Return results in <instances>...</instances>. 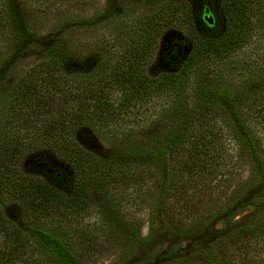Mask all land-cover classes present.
<instances>
[{"label":"trees","instance_id":"trees-1","mask_svg":"<svg viewBox=\"0 0 264 264\" xmlns=\"http://www.w3.org/2000/svg\"><path fill=\"white\" fill-rule=\"evenodd\" d=\"M175 2L182 5L183 0ZM198 3L196 15L202 32L189 14L185 15L192 41L190 53L174 71L151 76L146 66L154 58L156 39L176 21L172 16L175 3L147 20L135 42H125L123 35L118 43L115 33H109L63 45L52 37L38 35L15 3L0 0V41L7 36L14 40V48L0 66V105L6 107L0 123V194L6 189L19 199L23 211L20 224L0 211V233L4 237L0 264H48L40 251L34 253V241L50 254L49 264H86V255L97 252L101 244L93 247L72 235L73 230L64 231L63 238L30 224L34 222L31 216L61 213L62 208L66 216L97 206L126 246L141 247L149 238L143 237L135 219L119 214L112 189L124 185L140 194L146 174L152 170L158 180L157 205L164 190H173L182 198L192 183L202 178L209 158L223 153L226 139L238 145L239 156L250 165L246 182L264 178V147L253 119H264V108L254 106L253 98L250 105L243 106L248 94L220 74L224 63L234 62V57L245 53L259 30V21L264 27V0H222L219 6L216 0ZM120 9L109 1L91 17L68 14L65 23L69 29L91 30L104 20L121 17ZM182 43L173 42L167 56L170 63H177ZM257 49L248 53L250 62L262 55ZM30 56L36 57V62L17 75L6 101V80ZM208 71L213 73L210 77L205 76ZM152 109L157 111L158 121L168 118L166 131L143 134L126 128L128 119L140 118ZM24 128L31 129L30 133ZM82 129L117 138V145L99 156L79 142ZM39 148L51 150L68 164L71 176L64 173V188L56 180L62 181L61 173L49 181L20 168L23 156ZM175 155L181 163L178 184L172 178L171 160ZM90 186L99 193L97 198H93L95 192L89 190ZM242 186L239 184L230 196L222 214L212 206L207 208L201 199L190 206L196 213L192 218H171L164 211L162 219L175 228L177 237L192 236L198 227L203 229L219 216L224 219V227L188 246L177 245L158 260L139 264H264V205L240 220L233 218ZM197 193L201 196L202 189ZM205 208L206 215L200 213Z\"/></svg>","mask_w":264,"mask_h":264},{"label":"rangeland","instance_id":"rangeland-1","mask_svg":"<svg viewBox=\"0 0 264 264\" xmlns=\"http://www.w3.org/2000/svg\"><path fill=\"white\" fill-rule=\"evenodd\" d=\"M4 3H15L17 7L24 12L31 27L35 29L40 36H49L57 44L72 45L75 42L94 39L102 34L115 33L118 37L116 42L121 41L123 35L127 39L125 42H135L140 39L142 27L148 24L147 20L156 18V16L166 9L169 5L176 6V11L172 16L176 18L173 25L168 27L156 39L157 47L154 58L146 66L147 72L151 76H157L165 72L174 71L181 61L187 57L192 48V41L188 36L189 27L185 23L188 18H192L193 25L202 32L201 24L197 18V10L199 7L198 0H183L182 5L175 0H1ZM111 1L114 6H119L121 17L104 20L99 26L91 30L69 29L65 23L68 14H76L85 17H91L102 8L106 7ZM222 0H216V5H220ZM178 10V12H177ZM133 24L132 27L130 25ZM258 32L247 44L245 53L242 56L234 57V62H227L222 65L220 74L223 75L233 86H238L247 93L248 97L241 103L243 106L251 104L250 99L255 101L254 106L264 108V27L261 21L258 23ZM124 32L123 34H121ZM174 41H181L182 51L178 57L177 63H170L167 59L168 53ZM116 43V44H118ZM14 48V40L7 36L0 41V66L5 57ZM259 48L262 55L254 57V61L250 62L248 53L250 50L256 51ZM247 51V53H246ZM248 60V63L246 62ZM36 62V57L30 56L23 60L16 68V72L8 77L4 85L3 94L6 96V101L10 98V92L13 87V82L17 75L29 68ZM249 65V66H248ZM247 66V67H246ZM216 73V72H215ZM219 73V72H217ZM216 73V74H217ZM213 73L206 72V77H210ZM5 105H0V123L3 122L6 112ZM157 111L159 108L157 107ZM157 111L150 110L147 115L140 118L128 119L126 128H135L143 134L148 131H155L168 128V118H162V121L157 119ZM249 118V116H248ZM256 131L261 138L262 146L264 147V119L253 118ZM38 126L40 125V117L38 118ZM125 123V122H124ZM34 125V123H33ZM35 126V125H34ZM28 129V128H24ZM29 133L31 129H28ZM27 133V134H29ZM78 136L79 142L83 146H87L99 156H105L107 152L116 147L118 142L114 137H100L95 132L89 129H82ZM225 140V138H224ZM223 142V141H222ZM223 153L218 152L215 158H209L205 167V172L198 182L192 183L187 191L186 196L179 198L175 191H163L162 200L159 205L156 204L157 189L155 185L158 180L153 177L152 170L147 172V179L142 192L131 188H125L124 185H117L113 188L112 201L119 209V214L127 219H135L140 224V232L143 237L149 240L139 248L128 247L121 239L116 231L113 223L107 218L97 206H90L86 211L77 213L72 212L64 216L62 212H53L49 215H40L30 219L34 222L30 223L35 228H43L48 231H54L57 236L64 238V231H72L74 236L82 237L93 247L98 246L99 250L92 248V251L85 257L86 264H139L147 260H158L160 256L168 250H172L177 245L188 246L199 238H207L215 234L216 231L224 227V219L219 216L214 222H208L203 227L197 228L196 234L186 238L177 237L175 228L168 226L162 219V214L165 213L173 218H192L196 213L191 210V204L198 199L207 208L214 207V210L222 214L223 207L227 205V201L233 192L238 188L239 184L243 183L241 188V196L236 199L238 203L234 205L237 209L233 215L234 219L240 220L243 216L249 215L256 208L264 205V178L260 180L248 181L250 175V165L247 160L240 157L238 145L227 141L222 145ZM227 151L229 153H227ZM228 154V156H227ZM230 154V155H229ZM213 157V154L211 155ZM264 156V151H263ZM172 178L178 184L181 175L180 157L175 155L171 160ZM21 169L24 172L40 175L43 178H49V181L54 180L56 173L62 174V181L57 177V184L64 188V173L71 176L68 164L59 158L54 152L47 148H39L31 151L23 156ZM163 175L161 174V178ZM95 178V177H94ZM198 188L202 189L201 196L196 194ZM93 193V198H97L98 192L90 186L89 189ZM185 196V197H184ZM202 208V206L200 207ZM203 210L200 213H207L208 210ZM0 211L8 219L21 223L23 218L22 205L18 198L13 197L8 191L0 194ZM158 211V213H157ZM157 214V216L155 215ZM206 215V214H205ZM169 217V218H170ZM170 218V219H171ZM176 218V219H177ZM211 220V219H210ZM209 221V220H208ZM204 226V225H202ZM67 233V232H66ZM80 239V240H81ZM36 248L35 254L41 253L43 262H51L50 254L43 249L39 242L34 241ZM100 242V243H99ZM4 237L0 233V246H3ZM31 248V247H30ZM31 249L26 251L29 254ZM28 252V253H27ZM27 257L29 255H26ZM38 258L37 255H34ZM54 264V263H53ZM57 264V263H56Z\"/></svg>","mask_w":264,"mask_h":264},{"label":"water","instance_id":"water-1","mask_svg":"<svg viewBox=\"0 0 264 264\" xmlns=\"http://www.w3.org/2000/svg\"><path fill=\"white\" fill-rule=\"evenodd\" d=\"M206 11H207V12H209V10H208V9H206ZM208 19H209L210 21H212V20H213L211 16H208Z\"/></svg>","mask_w":264,"mask_h":264}]
</instances>
